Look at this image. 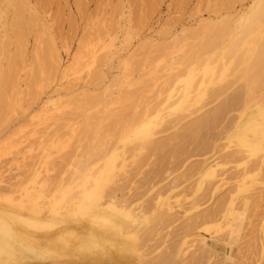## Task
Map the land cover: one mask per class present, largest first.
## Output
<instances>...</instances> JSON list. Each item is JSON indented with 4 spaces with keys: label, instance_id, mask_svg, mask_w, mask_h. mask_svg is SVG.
<instances>
[{
    "label": "rangeland",
    "instance_id": "rangeland-1",
    "mask_svg": "<svg viewBox=\"0 0 264 264\" xmlns=\"http://www.w3.org/2000/svg\"><path fill=\"white\" fill-rule=\"evenodd\" d=\"M252 1L0 0V43H2L0 47L4 48H2L4 51L0 48L2 50L0 52V80L6 84L4 85L0 81L2 84L0 85L2 86V88L0 87V97H2L0 99V204L7 209L14 206L30 207L36 211L39 209L50 210L55 205V208L64 213L68 204L59 202L60 205H58L56 193L69 185L70 174L75 169L74 167L79 164L88 165L91 163L94 156L86 162L87 159L83 155L81 156L83 150L89 146H99L100 149L104 148L103 150L108 149L112 144L111 140H115L121 129V125L116 122H113L114 126L113 123L108 125L109 127L106 125L110 121L112 122L114 120L112 118L115 117H110V121L102 120L100 124H96L95 121L88 124L85 121L86 118L88 116L95 117L99 112V114L105 113V110H108V113L112 112L115 116L124 115L125 112L129 114L130 111L142 113L147 103L152 105V108H156L166 78L168 77L167 80H169V76L176 73H188L187 69L192 68L202 75L203 67L209 62L217 64V73H220L225 65L230 64L228 58L221 60V55L229 47V41L231 42L237 33H244L245 30L254 27V25L251 27L248 25L249 28L245 24L246 22H238L237 16L238 11L247 9ZM221 23L229 30L228 33L232 36L231 40H229L230 37L226 40L227 36L224 39L226 41L222 39V41L217 40L216 42L215 39L221 35L220 30L225 29ZM243 23L247 29L244 28ZM227 30L225 31L227 32ZM209 39L214 41V44L217 43L215 49L211 50L210 47H207L212 44ZM256 40L258 39L254 41ZM207 42L211 44L208 45ZM248 42L247 44H249ZM249 45L246 46V43H243L238 52L241 47V53L244 52V48L245 51H249L252 48ZM205 46L208 49H205ZM241 53H236L235 57L243 56L237 55ZM246 55L244 52V56ZM256 55L255 53L253 57L249 55L251 59L249 60L253 64L261 61L264 51L263 55L262 51H259L257 55L259 57ZM172 61H175L176 64H173ZM169 64L171 66L167 67ZM218 76L216 75L214 78ZM3 77H8V79H3ZM233 77L229 75L223 79L221 77L216 79V83L208 88L207 96L204 98V101L207 102L206 105L204 101L201 102L198 106L202 107H199L202 111H199L194 117L201 115L205 110L213 109L216 104H219L218 101L224 102L232 94L231 92L239 91V87L245 85L242 77H237L241 80H236V76ZM234 81L239 84H232ZM261 83L257 85L259 88L251 91L255 96L262 95L261 99H258L247 111L244 107L229 111V116L228 114L224 116L222 124L219 123L216 127L217 130L214 128L209 131L207 139L210 138L212 141L213 138L212 142L216 143L219 133L230 131L231 127H234V122L245 119L251 112L264 104V80ZM57 89L59 90L57 93L66 95L60 101L59 108L54 109L50 104H48L49 107L48 105L44 106L46 99L56 94L54 91ZM222 89H225V92L219 94ZM66 93H70L72 96ZM217 94L220 96L219 99H215ZM102 98H106L104 99L106 101ZM160 98L162 99V97ZM74 100L79 103L76 104ZM64 102L67 105L64 106ZM60 104L63 105L60 106ZM205 106L206 108H204ZM240 113L239 119L237 115ZM228 122L232 123L228 124ZM158 124V126L155 125L157 129L154 128V130L157 133L156 136L160 137L162 136V124ZM218 130L219 132H217ZM111 132L113 135L109 136ZM86 134L98 135L102 139L101 143L96 139L89 141ZM226 142L223 140L220 144ZM231 144L235 145L234 142ZM231 144L217 155L234 149ZM223 147L224 145L217 151H221ZM149 155L145 156L147 157L145 158L146 162H140L141 164L138 165L134 163L131 165L132 167L130 166L131 168H127L131 178L127 184L130 185L129 188L125 189L127 197L135 195L142 197L147 188L143 184L144 178L148 177L150 171L153 172L158 167L161 168L162 164L156 160L157 156H151V153ZM263 156V154L259 155L260 158ZM221 162L225 164L220 163V166L222 164L220 168L225 172L226 178L229 179L232 175L230 180L233 179L232 177L236 176L234 171L237 173L236 164L233 162L226 164L224 160ZM152 163L155 167L152 166ZM139 167L142 169L140 170ZM259 178H262L263 181H259L263 182V185L252 182V193H257L264 187V170ZM161 179L155 180V183ZM126 180L125 182H127ZM158 184L155 185V188H158ZM139 185H143L142 188ZM40 188L46 193L37 200V207L28 205L25 201V194L31 191L38 192V190L41 192ZM187 196L186 199L177 197L172 200L173 206L176 207L175 210L184 212L189 207L190 192ZM117 197L121 198L120 195ZM7 198H11L13 201L10 203ZM211 205L209 202L205 207ZM123 206L125 207L126 203H123ZM252 211L249 212V217L244 220L245 223H241V221L238 226V223L236 224L232 219L229 222L230 226L226 228L230 229L232 234L236 233L234 235L239 236L237 238L239 240L223 242L224 238L227 239L223 235L224 231L218 232L216 229L206 232L205 230L199 231L198 234L201 235L197 237L181 238L183 231H180L181 236H178L171 229L172 227L166 229L162 227L160 231H157L159 232L157 235L146 236L144 238L146 243L144 240V243L139 241V248L134 249L132 261L135 264H142L141 262H145L142 260L145 256L144 260L156 257L174 244L179 243L182 252L181 256L177 258L176 264H187L191 258L200 254V245L206 241L210 245L209 256H212L208 264H216L215 262L264 264V255L260 254V249L249 248V245L246 244L248 237L245 236L259 224L264 211V201L260 203L259 208ZM238 214L240 213L238 212ZM52 216L55 217L56 214L53 213ZM60 216H56L59 221L61 220ZM55 229L56 227L54 229L52 227L50 230H45ZM44 232L42 229L35 231L37 234ZM59 246L60 243L54 245L48 243V246L41 247L42 252L51 254L48 257L45 253L43 258L46 259L40 258L43 262L38 259L39 264H65L66 260L70 261L68 254L57 250ZM155 248H158L157 251H159L157 252ZM76 252L79 253L81 264H86L88 261L96 264L101 262L99 254L87 250ZM212 252L213 254H211ZM183 254L186 260H184ZM137 256L141 259H137Z\"/></svg>",
    "mask_w": 264,
    "mask_h": 264
},
{
    "label": "bare ground",
    "instance_id": "bare-ground-1",
    "mask_svg": "<svg viewBox=\"0 0 264 264\" xmlns=\"http://www.w3.org/2000/svg\"><path fill=\"white\" fill-rule=\"evenodd\" d=\"M237 16L238 22H246L247 27H251V25H254V27L250 30H245L246 32L244 31V33L242 31V33H237L233 37V40H231L232 36L228 33L229 30L221 23L225 29L220 30L221 35L215 39L216 42L217 40H224L227 36L226 40L230 37L229 40L231 42L229 41V47L221 55V60L228 58L230 59V64L225 65L220 73H217V64L209 62L203 67L202 75L192 68L190 70L187 69L188 73L173 74L171 72L173 75L169 76V80H167L168 77L166 76L167 78L164 81L162 91L160 92L161 94L158 97L159 102L156 108H152V105L147 103L142 113L140 111L138 113H132L130 111L129 114L125 112L124 115H119L118 112V115L115 116L112 112L108 113V110H105V113L99 114V112L95 117L88 116L86 118L85 121L88 124H92L94 121L96 124H100L102 120L108 119L110 121V117H115L112 118L114 119L112 122L110 121L106 125L110 126L112 125L111 123L116 122L121 125V129L117 133V136L113 132L116 138L115 140H111L112 144L108 149L103 150L104 148L100 149L99 146H89L83 150L81 156L83 155L87 159L85 160L86 162L94 156L91 163H88V165L85 163L83 165L79 164L74 167L75 169L70 174L71 179L69 185L56 193L57 204L59 202L68 204V208L65 209L64 213L59 211L58 208H55V205L50 210L42 211L39 209L36 211L30 207L14 206L7 209L0 204V264H35L38 259L43 262L46 259L43 258L46 252H42L40 248L48 246V243L52 245L60 243L57 250L70 256V261L66 260L64 262L65 264H81L79 261V253L76 252L79 250H87L97 255L99 254L101 262L97 264H135L132 261L133 253L134 249L139 248V241L144 243L146 236L151 237L157 235L159 233L157 231H160L162 227H165V229L172 227L171 229L178 236L180 235L179 232L183 231V235H180L181 238L188 236L191 238L192 236L197 237L201 235L198 234L199 231L205 230L206 232L211 229H216L218 232L224 231L222 233L227 239L224 238L223 242H230L239 238V236L234 235L236 233L232 234L230 229H226L230 226L229 222L233 219L240 226L239 222L242 221L241 223H243L249 217V212L255 208H259L260 203L264 201V187L257 193L251 192L252 182L263 185V182H261L263 180L259 176L261 177L264 170V159H262L264 156L260 158L259 155H264V104L259 106L257 110L251 112L245 119L234 122V127L232 126L230 131L227 130L228 132L219 133L220 135L216 143L212 142L213 138L211 141L207 137L211 129L218 127L219 123L222 124V119H224L226 114L229 116V111H235L242 107L247 111L249 107L254 105L262 97V95L255 96L251 91L259 88V86L257 87L258 83L264 80V56H262L261 61L259 60V63L253 64L251 63L252 61L250 62L249 55L253 57L254 53L255 55L257 53L259 54V51H262L263 55L264 0H253L247 9L238 11ZM246 25H244V28H246ZM255 39L258 40L254 41ZM209 42L212 44L209 43L211 45L207 47H210L209 49L211 50L215 49L217 43L214 44V41L212 42L211 39H209ZM247 42L249 44L253 43L254 45H249ZM243 43H246V46L249 45V47H252L249 51H245V48L243 49L247 54L246 56H244L243 51V53L240 52L242 47L238 52L239 47ZM207 47L205 46V49ZM1 49L0 52L4 48ZM236 53H241L237 55L243 56L235 57ZM175 61H172V63L174 62L173 64H176ZM170 66L169 64L167 67ZM195 69L197 70V68ZM5 75L7 76L6 73ZM216 75L219 76L214 78ZM229 75L234 76L233 78L236 76V80L240 79L237 78L238 76L242 77L245 85L243 86L242 83L241 85L243 87L240 86V90H235L233 91L234 93L231 92V95L227 91L230 96L224 102L222 101L220 103L218 101V105L215 103L216 107L211 108L209 111L205 110L201 115L194 117L195 114L202 111L198 105L207 96L208 88L211 85L213 86V83H216V79L220 77L223 79ZM1 82L3 83V81ZM235 83L237 81H234L232 84ZM145 85L147 84L145 83ZM0 87L2 88V86ZM231 87L230 89L233 88ZM224 90L222 89L219 94L224 93ZM58 91V89L55 90L54 93L56 94L46 99L47 101L44 102V106L50 104L54 109L59 108L60 101L66 95L57 93ZM66 94L69 95L70 93ZM219 97L217 94L215 99H219ZM223 98L225 99V96ZM223 98L220 99L223 100ZM104 99L102 98V100ZM127 99L129 98L127 97ZM206 103L204 101L205 105ZM65 105L67 104L64 102ZM129 110L131 109L129 108ZM238 117L240 119L241 113L237 115ZM158 123L162 124V136L160 137L156 136L157 133L154 130L156 128L155 125ZM229 123L231 124L232 122ZM111 134L112 132L109 133V136ZM89 135L91 134H86L89 141L96 139L101 143L102 139L98 135ZM223 140L227 142L220 144ZM233 142L235 143L234 146L231 144ZM211 143L214 144L212 145ZM230 144L234 149L228 150L222 153V155H217V153L224 151ZM222 145L224 147L221 151H217ZM148 153H151V156H157L156 160L162 166L160 165L161 168L156 166L159 170L156 169L155 171H153L154 168L152 167L151 170L153 172L150 171L149 175L147 174L148 177L146 179L144 178L143 184L147 188L145 187L146 191L144 194L142 193V197H136V195L127 197L128 194L125 192V189L127 190L129 188L130 185L127 184L131 179L127 168H131V165L134 163L138 165L141 164L140 162H146L147 159L145 160V158L147 157L145 156H148ZM222 160L226 164L231 162L236 164L237 173L234 171L236 176L233 175V179L230 180L232 175L229 177L226 174L229 177L227 179L225 172L220 168L223 164L221 162ZM220 163H222L221 166ZM152 166H154V163H152ZM230 174L232 173L230 172ZM124 179H127V182ZM157 179H161L162 181L158 180L155 183ZM227 180L230 181L228 182ZM231 181L232 183H230ZM156 184L159 185L158 188H155ZM142 186L140 187L142 188ZM161 188L162 191H160ZM225 188L227 189L224 191ZM44 189L46 190L47 187L45 186ZM42 190L41 192L38 190V192L31 191L25 194V201L28 205L37 207V200L46 193V191L44 192ZM189 192L191 200L189 207L184 212L175 210L176 207L173 206L172 200L177 197L186 199ZM118 195L121 198H118ZM7 199L10 203L13 201L11 198ZM209 202L212 205L205 207ZM123 203H126L125 207ZM53 213L56 216L61 215V220L59 221V218L52 216ZM234 215L237 216L234 217ZM52 227L53 229L56 227V229L46 231ZM32 229H42L45 232L37 234L35 233L36 230ZM245 236L248 237L246 244L249 245V248H258L261 251L260 254L264 255V211L259 224L254 226ZM219 242L221 241L219 240ZM209 247V243L203 241L200 245V254L191 258L187 264H200L201 262L202 264H208L210 257L212 258V256H209V252L211 251ZM155 249L157 251L158 248ZM181 252V246L177 243L156 257L153 256V258L149 257V259L144 260L145 256L144 259L142 258L145 262L141 263L176 264L177 258L181 256ZM46 254L49 257L51 253L49 255L48 253ZM138 255L140 256L139 253ZM256 262L258 263V261ZM37 263L39 264L40 261ZM88 263L96 264L95 262H86V264ZM215 263L223 264L221 262Z\"/></svg>",
    "mask_w": 264,
    "mask_h": 264
}]
</instances>
